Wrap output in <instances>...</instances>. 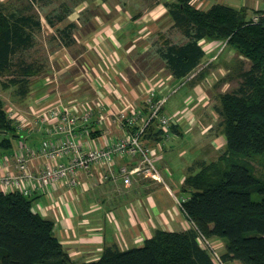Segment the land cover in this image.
<instances>
[{
	"label": "crops",
	"instance_id": "crops-1",
	"mask_svg": "<svg viewBox=\"0 0 264 264\" xmlns=\"http://www.w3.org/2000/svg\"><path fill=\"white\" fill-rule=\"evenodd\" d=\"M208 1L201 3L207 6ZM215 1L240 8L242 0ZM241 8L246 9L247 19L251 20L253 11H264V0H246ZM144 9H118L116 5L111 19L103 21L93 16L88 32L76 31V36L72 31L71 44L81 45L83 53L73 57L68 51L71 44L61 45L51 56L62 67L52 76L42 71V76L30 81L28 100L35 103V107L29 106L32 115L58 108L60 115L73 119L70 127L84 151L109 147L133 130L144 128L152 118L160 128L159 117L163 115L175 128L158 142H143L160 175L158 184L152 178L132 173L142 167L139 155H117L112 164L95 163L79 170L75 186L63 182L49 191H33L32 211L53 222L54 236L75 263L97 261L107 246L121 251L142 246L158 230L191 229L178 204L180 198L187 197L181 192L184 180L226 148L214 106L216 86L228 74L226 62H216L219 54L215 50L221 43L202 40L200 44L204 43L207 55L181 79H175L161 60L156 69L141 66L137 58L152 55L157 59L152 53V38L163 31L165 23L173 25L164 4L145 5ZM226 57L228 63L234 59L230 53ZM205 66L208 68L204 70ZM220 83L219 93L223 94L230 82ZM167 103L169 107L165 108ZM89 106L92 112L84 119L82 115ZM132 118L136 120L134 124L130 123ZM59 121L60 118L49 125L55 127ZM20 134L14 142L16 149L38 148L48 138L37 129ZM41 165L35 161L31 168L38 171Z\"/></svg>",
	"mask_w": 264,
	"mask_h": 264
},
{
	"label": "trees",
	"instance_id": "trees-1",
	"mask_svg": "<svg viewBox=\"0 0 264 264\" xmlns=\"http://www.w3.org/2000/svg\"><path fill=\"white\" fill-rule=\"evenodd\" d=\"M24 1V7L10 10L0 5V74H9L21 99L30 91L29 78L44 70L42 60L26 62L22 57L34 47V33L41 30V21L33 11L44 0ZM164 7L173 22L171 28L182 41L164 40L152 53L175 79L188 76L199 66L206 54L202 40L225 42L237 55L224 64L228 74L220 82L238 78L239 83L220 96L216 109L225 137L224 156L203 163L181 187L187 194L181 209L192 228L184 232L158 230L142 246L124 251L107 246L97 261L75 263L54 236L53 222L32 211L31 196L0 192V264H215L211 251L199 246L200 236L225 241L220 256L225 264H264V179L246 162L233 158L264 156V23L247 19L245 8L226 4L214 3L203 9L196 7L195 0H175ZM62 11L45 14V22L56 27L61 45L67 47L73 42L76 24L60 27L72 10ZM257 12L261 11L253 13ZM4 105L0 98V155L13 153L14 142L21 137ZM170 130H175L174 125ZM162 138L164 133L155 118L140 133L143 142ZM254 194L260 199L254 200Z\"/></svg>",
	"mask_w": 264,
	"mask_h": 264
},
{
	"label": "built area",
	"instance_id": "built-area-1",
	"mask_svg": "<svg viewBox=\"0 0 264 264\" xmlns=\"http://www.w3.org/2000/svg\"><path fill=\"white\" fill-rule=\"evenodd\" d=\"M201 4V2H198L196 7L199 8ZM251 21L264 23V11L254 13ZM219 43H221V49L227 47L225 42ZM158 109L159 105L154 107L155 113ZM91 112L92 109L89 106L82 115L84 119H87ZM6 114L8 115L7 111ZM16 114L13 109H10L8 117L18 125L20 131L29 132L37 129L39 133L45 134L48 138L42 140L38 148L21 146L12 154L0 155V192L2 193L16 192L24 197H30L36 188H44L49 191L53 186L63 182L75 186L79 170L95 163L112 164L114 156L117 155H139L142 160V167L134 169L132 173L141 177L161 179L150 150L140 140V133L143 128L104 149L84 151L81 144L75 139L76 137L70 127L73 119L60 115L58 108L52 107L44 112L37 113L33 125L20 116L14 120ZM58 118H60V121L55 127L49 125ZM135 122L134 118L130 120L132 124ZM159 124L164 137L167 138L171 126L170 119L164 115L160 116ZM56 134H62V136L56 137ZM35 161L42 163V167L38 171L31 168L32 162ZM123 172L125 173V170ZM127 180L128 177H126ZM184 201V198H180L178 204L181 206ZM199 238L198 243L202 247ZM213 260L215 264H225L220 260V257L217 259L213 257Z\"/></svg>",
	"mask_w": 264,
	"mask_h": 264
},
{
	"label": "rangeland",
	"instance_id": "rangeland-1",
	"mask_svg": "<svg viewBox=\"0 0 264 264\" xmlns=\"http://www.w3.org/2000/svg\"><path fill=\"white\" fill-rule=\"evenodd\" d=\"M80 0H44L42 3H39L34 6L33 13L38 15L39 20L41 21L42 27L41 30L38 32L34 33V47L32 49H29L28 51L23 53V59H25L26 62H30L35 59L42 60L44 63V73H49V74H54L56 70L59 69V67H62V64L59 63L56 59H52V53L55 51L59 50L61 47V39L56 31V27L52 28L47 25L45 22V14H56L59 12H63L62 10L64 8H69L71 9V13L67 15V18L63 23H61L59 26L63 27L67 23H75L76 24V29L73 30V33H76V31H79L80 34L88 32V29L91 28L92 24V17L93 16H99L100 19L103 21H106L108 19H111L112 16L114 15V7L117 5L118 9H121L122 7L126 8H133L135 11H143L145 10L144 7L145 5H163L164 3H172L174 4L175 0H137L138 2L135 3L133 0H96V1H83L82 3L76 5V2H79ZM196 4L197 1L195 2ZM218 3L215 0H209L208 5H203V3L200 5L203 9H207L210 5ZM0 5L4 8L6 7L8 10L16 7H24L26 5V2L24 0H0ZM227 5V4H226ZM246 5V0H242L240 3V8ZM160 7V6H159ZM236 8V7H234ZM109 9V10H108ZM166 9V8H165ZM239 9V8H238ZM107 12H105V11ZM163 10V9H162ZM259 11V10H256ZM254 12V11H253ZM29 13H32L29 11ZM167 13V10H166ZM254 13L252 14V16ZM57 27V28H60ZM78 34L76 33V36ZM168 41L171 43H180L182 41L181 35L171 28V26L166 25L163 27V31L159 33L157 36H154L152 38L151 43H152V52L155 51L158 45L163 44V41ZM204 43L201 44V46ZM220 47V46H219ZM219 49V48H218ZM215 50V53H218L219 55L216 57V62L218 63H228L229 59L226 57L227 53H230L232 58H236L237 55L236 53L233 54V50L229 47H226L224 49H219ZM221 50V51H220ZM73 57L80 56L83 53V48L81 45L75 43L74 45L71 44L68 50ZM211 53V52H210ZM209 53V54H210ZM226 54V55H225ZM207 55V54H206ZM83 58V57H81ZM139 59V61H138ZM207 59V57H206ZM137 63L140 62L141 66L142 65H148L150 69H156V67L160 66V59L155 58L152 55L149 56H144L137 58ZM147 63V64H146ZM208 66L204 67V70L207 69ZM151 71V70H150ZM42 72V73H43ZM149 72V71H148ZM51 74V76H52ZM42 76L39 73L36 76ZM35 75L29 78V81L34 79L36 77ZM10 76L9 74L3 73L0 74V98L4 102V110L7 111L8 115L10 114V109H13L17 114L14 118V120L19 116L20 117H26L27 120L31 122L33 125L34 123V118L35 115H32L33 113L30 111L29 106L35 107V103L33 100H28V95L21 99L17 94H16V87L15 85L10 81ZM239 83L238 78H234L233 80L230 81V87L228 88V85L225 87L228 88L226 92L232 91L237 87ZM7 86L4 88V86ZM220 86L221 83L219 82L218 85L216 86V94H214V106L216 109L220 106V96L222 95L219 93L220 91ZM225 92V93H226ZM16 94V95H15ZM180 105V98L178 99L177 102ZM175 104V103H174ZM169 107V103L165 105V108ZM12 113V112H11ZM34 117V118H33ZM221 122L220 117L218 118V124ZM224 151L220 152L214 161H216L218 158L223 157ZM237 160H240L241 162L244 161L246 162L247 166L250 168V170L253 171V173L260 179H264V156L263 155H257L253 157H244V156H236L233 157ZM212 161V162H214ZM155 183L158 184L160 180L154 179ZM127 184V182H126ZM254 200H259L260 196L257 194H254L253 196ZM200 244L203 248H206L208 251H211L212 257L214 259H217L218 257L223 254L225 250V241L220 240V239H206L200 236ZM215 239V240H214ZM219 241V242H218ZM227 264H239L237 262H231Z\"/></svg>",
	"mask_w": 264,
	"mask_h": 264
}]
</instances>
